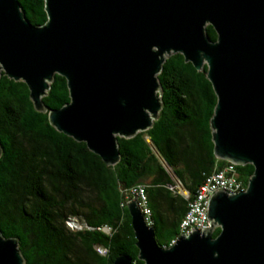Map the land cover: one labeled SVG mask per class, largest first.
<instances>
[{"label":"water","instance_id":"1","mask_svg":"<svg viewBox=\"0 0 264 264\" xmlns=\"http://www.w3.org/2000/svg\"><path fill=\"white\" fill-rule=\"evenodd\" d=\"M45 11L46 24L34 26L18 0H0V75L23 82L40 113L48 112L42 98L55 76L63 77L70 103L48 112L59 133L117 165V139L147 131L159 118L158 75L168 57L180 54L198 72L208 68L217 97L216 158L254 168L245 192L212 197L210 228L180 236L170 248L157 244L134 197L127 209L138 260L264 264V0H45ZM0 264H24L18 241L1 231ZM113 264L133 260L121 255Z\"/></svg>","mask_w":264,"mask_h":264},{"label":"trees","instance_id":"2","mask_svg":"<svg viewBox=\"0 0 264 264\" xmlns=\"http://www.w3.org/2000/svg\"><path fill=\"white\" fill-rule=\"evenodd\" d=\"M18 1L32 25L46 24L45 0ZM206 34L217 40L211 26ZM207 70L198 72L180 54L166 59L158 75L159 118L147 131L117 139L115 166L50 124L48 112L70 103L63 77L55 76L42 98L48 112L40 113L23 82L0 75V231L18 241L24 264H113L121 255L143 264L126 193L139 184L146 186L156 242L169 247L188 210V200L169 186L180 182L192 199L211 174L228 164L214 153L211 119L217 97ZM237 172L248 187L253 166H237ZM70 221L86 228L72 230ZM219 233L216 229L213 238Z\"/></svg>","mask_w":264,"mask_h":264},{"label":"built area","instance_id":"3","mask_svg":"<svg viewBox=\"0 0 264 264\" xmlns=\"http://www.w3.org/2000/svg\"><path fill=\"white\" fill-rule=\"evenodd\" d=\"M171 190L183 196L188 200V210L180 223L179 235L171 241L168 248L175 245L180 236L189 237L194 231L203 232L205 228H210L207 220L209 204L212 197L218 192L235 195L239 191H246L247 187L239 180L237 165L228 163L224 168L216 173L211 174L203 185H201L192 199L189 193L184 190L181 183L176 181L174 186H169ZM127 193L128 202L134 199L144 218L145 223L152 227V210L148 202L146 186L143 184L132 187ZM128 193H131L130 195ZM69 227L72 230L81 231L86 227L78 221H70ZM107 234L109 229H103ZM101 255H105L106 251L98 250Z\"/></svg>","mask_w":264,"mask_h":264},{"label":"bare ground","instance_id":"4","mask_svg":"<svg viewBox=\"0 0 264 264\" xmlns=\"http://www.w3.org/2000/svg\"><path fill=\"white\" fill-rule=\"evenodd\" d=\"M240 192H245V191H239V193H240ZM228 195H231V194H228Z\"/></svg>","mask_w":264,"mask_h":264},{"label":"rangeland","instance_id":"5","mask_svg":"<svg viewBox=\"0 0 264 264\" xmlns=\"http://www.w3.org/2000/svg\"><path fill=\"white\" fill-rule=\"evenodd\" d=\"M174 178V177H173ZM175 179V178H174Z\"/></svg>","mask_w":264,"mask_h":264}]
</instances>
